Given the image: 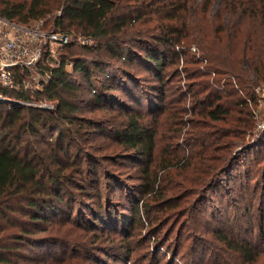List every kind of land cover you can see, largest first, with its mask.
I'll return each mask as SVG.
<instances>
[{"label":"trees","instance_id":"16d2710c","mask_svg":"<svg viewBox=\"0 0 264 264\" xmlns=\"http://www.w3.org/2000/svg\"><path fill=\"white\" fill-rule=\"evenodd\" d=\"M216 2L0 0V16L5 19L20 25L41 21L46 32L81 37L79 47L86 52L90 48L85 42L92 40L97 44L93 50L96 59L88 61L74 49L78 42L68 40L63 49L69 54L62 52L55 65L48 63L50 45L44 47L42 57L33 65L41 74L34 88L29 82L31 67L14 69L17 87L0 82V264H33L36 255L32 251L37 246L49 249L57 246L69 255L63 258L49 257L48 253L38 255L35 264H85L95 256V242L99 239L105 242L110 237L102 231L97 233L102 220L98 213H75L76 205L83 204L78 195L86 196L92 189L98 190L100 174L108 180L114 178L108 167H101L97 153L81 145L82 133L89 132L84 127L91 128L94 124L91 119L81 117L84 112L75 98L82 83L72 77L69 63L72 71L87 82L95 103L103 107L105 93L125 85L121 76L133 78L124 70L110 74L102 61L104 51L121 65L141 62L151 67L161 98L166 100L177 92L168 68H177L184 59L187 62L186 50L196 44L202 55L200 60L206 61L201 67L205 70L196 69L192 73L194 81L180 86L183 97L191 96L190 117L186 121L179 117L187 111L185 104L182 108L172 105L168 129L172 128L178 136L182 133L188 145L201 147L193 146L192 155L197 159L187 162L196 177L190 181L189 188L205 189L217 175L234 165L238 155L236 145H243L258 121L254 79L264 85V0H220L214 7ZM57 10L59 13L49 18ZM209 13L213 14L212 22L208 20L212 34L206 33L201 22ZM243 18L254 19L255 26L261 30L242 34ZM45 22L50 27L46 28ZM224 36L239 37L243 48L237 55H231L234 53L229 47L224 50L216 47ZM128 40L144 53L136 51L133 45L124 48L122 44ZM178 68L175 78L182 77ZM95 73L105 78L99 88L92 82ZM185 73V78H189L187 70ZM129 91L132 93L131 88ZM119 113L125 119L115 132L117 142L127 153L152 164L162 134L160 113L152 117L153 124L144 123L142 115L122 109ZM101 132L105 136L106 130L102 128ZM167 155L162 157L156 173L145 167L141 169L143 193L150 195L151 200L161 201L166 197L159 173L171 165H180L172 163L173 159L170 161ZM182 161L185 159L178 162ZM150 207L144 201L134 205L131 224L143 223L146 217L154 222ZM221 240L248 262L258 258L257 248L245 239L222 235Z\"/></svg>","mask_w":264,"mask_h":264},{"label":"rangeland","instance_id":"374dc122","mask_svg":"<svg viewBox=\"0 0 264 264\" xmlns=\"http://www.w3.org/2000/svg\"><path fill=\"white\" fill-rule=\"evenodd\" d=\"M219 2L220 0H217L214 7ZM58 13V10L55 11L49 18ZM206 17L207 19L201 22L203 21L206 33L212 34V26L208 20L212 22L213 14L209 13ZM243 19L242 34L261 30L255 26L254 19ZM45 23L46 28L50 27L48 22ZM222 34L220 33V36ZM68 40L78 42L74 49H77L79 55L86 57L88 61L96 59L97 54L93 51L97 45L96 42L92 40L85 42L90 48L89 52H86L79 47L82 44L81 37L76 38L71 35ZM239 41L238 36H224L216 47H221L222 50L229 47L234 53L231 55H237L243 48ZM105 43H101L102 46ZM65 44L66 42H55L49 46L52 49L50 53L52 56L49 54L48 58L50 65L56 64L62 52L66 53ZM122 45L124 48L129 45L135 46L129 40ZM134 49L141 52L138 45ZM186 51L187 56L184 58L187 57L188 61L186 62L185 59L180 61L179 68L177 67L181 78L179 75L175 78L174 74L178 72L175 66L168 68L174 76L175 84L172 85L177 92L170 94L166 100L161 98V93L157 89L158 82L154 71L141 62L121 65L110 58L106 51L103 52L102 61L106 63L105 66L110 74L124 70L127 75H133V78L121 76L120 79H124L125 85L122 84L121 88L105 93L104 107L95 103L87 82L80 74L72 71L71 63L67 66L72 77L82 83L81 90L75 98V102L84 112L81 117L91 119L94 124L91 128L84 127L89 132L82 133L81 145H86L87 149L97 153L101 167H108L114 178L108 180L100 174L98 190L94 188L89 195H78V200L83 201V204L76 205L75 213L80 211L82 215L92 211L98 213L102 220L98 226L101 230L97 233L102 231L105 235H110L105 242L100 239L95 242V256L85 264H264V128H254L252 134H247L245 137L243 145L239 143L236 145L235 152L238 155L234 165L226 172L217 175V178L212 180L205 189L189 188L190 181H194L196 177L193 174L194 171L187 167V162L191 159L195 162L197 156L192 155L193 146L196 148L200 146L188 145L182 133L178 136L172 128L168 129L169 121L172 119L169 108L172 109V105L182 108L185 104L187 111L184 110V114H180L179 117L185 119L184 121L190 117L191 96L183 97L180 86L194 81L192 73L196 69L205 70L201 67L206 61L202 63L200 60L202 55L196 44H192ZM225 52L230 53L227 50ZM30 70L29 82L34 88L38 85L41 74L35 66H31ZM185 70L189 78H185ZM104 79L102 75L95 73L92 82L96 88H99ZM254 80L256 87L262 85V82L257 83L256 77ZM124 86L128 89L126 90ZM178 100L181 101L178 102ZM257 103L256 111L259 119L264 122V100H260V95ZM120 109L144 116L142 120L146 124H153L150 123L152 117L160 113L159 120L163 122L160 127L162 134L155 152L156 159L152 164L149 165L144 158L127 153L117 142L115 132L119 130L125 119V115L119 113ZM186 127L188 128V125L183 127V134ZM102 128L106 130L105 136L102 135ZM168 137L171 138L168 139ZM167 154L170 161L171 158L173 159L172 163L180 165L168 164V166L171 165L168 169L160 170L159 176L162 179L160 186L165 187L166 197L161 201L151 200L150 195L143 193L145 186L141 169L145 167L151 173H156L162 165V157ZM102 157L103 159H100ZM181 158L185 161L180 163L178 161ZM176 184L177 187H175ZM187 186V189H183ZM90 195L93 196L90 197ZM99 198L101 203H98ZM143 201L144 204L151 205L150 212L154 222H149L146 217L143 223L133 225L131 224L132 208ZM175 203H177L176 206H171ZM88 217L92 218V216ZM128 234L130 236H127ZM222 235L247 240L259 251L258 258L253 262L241 258L223 243ZM89 236L92 237L91 234ZM32 253L36 255L33 264L40 258L37 257L38 255L48 253V256L53 258L69 255V252L57 246L51 249L37 246L33 248Z\"/></svg>","mask_w":264,"mask_h":264},{"label":"built area","instance_id":"2783aa9c","mask_svg":"<svg viewBox=\"0 0 264 264\" xmlns=\"http://www.w3.org/2000/svg\"><path fill=\"white\" fill-rule=\"evenodd\" d=\"M67 41V36L46 32L41 21L20 25L0 16V82L5 86L17 87L14 77L16 67L33 66L42 57L44 47ZM255 90L260 100H264V85ZM256 117V128L263 129L264 122L259 119L257 112Z\"/></svg>","mask_w":264,"mask_h":264}]
</instances>
